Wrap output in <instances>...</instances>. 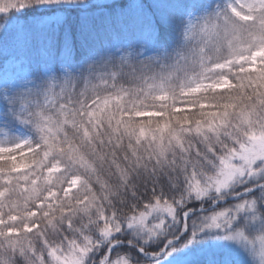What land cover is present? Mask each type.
I'll return each instance as SVG.
<instances>
[{"label":"clouds","instance_id":"clouds-1","mask_svg":"<svg viewBox=\"0 0 264 264\" xmlns=\"http://www.w3.org/2000/svg\"><path fill=\"white\" fill-rule=\"evenodd\" d=\"M172 27L169 45L98 48L4 89L0 264H112L123 243L144 254L125 264H152L201 210L196 231L242 219L236 242L264 264V0H188Z\"/></svg>","mask_w":264,"mask_h":264},{"label":"trees","instance_id":"trees-1","mask_svg":"<svg viewBox=\"0 0 264 264\" xmlns=\"http://www.w3.org/2000/svg\"><path fill=\"white\" fill-rule=\"evenodd\" d=\"M188 0H112V5L117 11H128L136 8L139 4L148 10L152 20L151 26L144 25L143 30L136 22H131L127 28H123L114 20H108L103 16L85 21L80 18L75 12L71 14L56 13L45 9H28L20 13H16V23L24 25L30 29H47L50 33L59 35L65 28H70L75 34V39L72 42L70 50H66L59 42L54 46L52 59L48 63H53L58 66L60 63L79 64L85 60L92 52L98 48L111 47L114 48L126 42L135 43L137 40H143L146 44L152 47H160L169 45L174 37L172 21L175 14H180L187 6ZM49 14L54 19L51 22L42 21ZM18 37L16 32L11 28L0 35V63L9 57L16 56ZM36 61L41 60L37 53L31 54ZM42 61V60H41ZM189 207L199 208V203L190 204ZM222 207V206H220ZM195 217L199 216L198 212ZM186 225L184 218L180 221V226L176 229L175 238L171 240L178 241V244L173 246L176 251H179L184 245H189L185 237L191 239L190 232L183 235L184 226ZM189 229L192 233V224H189ZM199 237V236H198ZM198 237L192 240L191 245H196ZM127 241L129 237L122 238ZM168 244H161L159 247L165 251L167 255L162 260L168 258L171 254L175 255L176 251L167 248ZM190 245V246H191ZM184 246V247H185ZM172 249V248H171ZM156 250L155 246L152 249ZM131 251L138 257L143 258L144 254L139 249L129 243L114 245L111 252ZM162 251V252H163ZM172 251V253H171ZM161 252V253H162ZM152 264H156L152 261Z\"/></svg>","mask_w":264,"mask_h":264},{"label":"snow or ice","instance_id":"snow-or-ice-1","mask_svg":"<svg viewBox=\"0 0 264 264\" xmlns=\"http://www.w3.org/2000/svg\"><path fill=\"white\" fill-rule=\"evenodd\" d=\"M255 2V0H254ZM28 9H45L52 14L75 12L82 20L89 21L96 17L103 16L108 20H114L123 28H127L131 22H136L143 30L144 25L151 26L152 20L148 10L139 4L136 8L128 11H117L113 5L112 0H0V20L7 19L8 27L16 32L17 41V63L27 62L32 56L33 52L37 53L39 58L48 63L52 59V52L54 46L59 42L66 50H70L72 42L75 39V34L70 28H65L59 35L50 33L47 29H30L24 25L16 23V13ZM139 115H151V113H142ZM17 145L16 148H19ZM15 149H3L0 151H14ZM246 205L241 204L239 207L243 209ZM239 217L237 216V219ZM15 219V217H13ZM235 220L226 211L219 212L210 219L203 230L192 232L191 239L185 237L187 243H192L198 233L205 230L223 229L225 230L224 239L229 241H237L241 239L242 233L239 231H232ZM172 242H169L171 245ZM176 251L175 248L171 249ZM142 252V251H141ZM167 252V249L165 250ZM152 256H156L153 254ZM110 258L112 264H125L126 258L111 252Z\"/></svg>","mask_w":264,"mask_h":264},{"label":"rangeland","instance_id":"rangeland-1","mask_svg":"<svg viewBox=\"0 0 264 264\" xmlns=\"http://www.w3.org/2000/svg\"><path fill=\"white\" fill-rule=\"evenodd\" d=\"M159 2V0H157ZM54 18L47 14L42 21L51 22ZM126 44H130L126 42ZM133 44V43H131ZM135 45H146L150 48H154L151 45L146 44L143 40H137ZM1 50V49H0ZM9 57L0 63V92L3 95H0V140L6 139L11 135L9 127L5 126L3 121L5 117L3 113L5 111V99L7 98V93L4 92V89L11 88L15 90L20 87L22 84L30 83L29 78L37 76L40 72L47 68H55L59 70L61 65L67 63H60L58 66L53 63H44L39 60L30 59L27 62L17 63V59ZM10 125L17 130H20V126L16 121H10ZM222 205H217L220 207ZM203 210L198 212V215H201ZM195 213L189 214L187 218H184L186 225L184 226V233L191 231L189 229V224H192V232L196 231L195 226L192 221L195 219ZM243 220H237L233 224V228L238 227ZM260 230V225L258 223H253L247 227V232L250 234L256 233ZM225 230L223 229H214V230H205L202 233H198V242L196 245H184L179 251H176L175 255L171 254L165 260H162L164 256L169 252L163 251L159 256H151L149 259L155 262L156 264H248V258L245 255V252L242 250V247L236 241L225 240L224 237ZM178 244V241H173L171 245H168L167 248L171 250L173 246ZM191 245V246H190ZM172 253V251H171ZM169 255V253H168Z\"/></svg>","mask_w":264,"mask_h":264}]
</instances>
